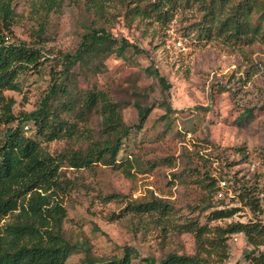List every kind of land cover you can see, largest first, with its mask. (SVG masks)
I'll return each instance as SVG.
<instances>
[{
    "label": "rangeland",
    "instance_id": "obj_1",
    "mask_svg": "<svg viewBox=\"0 0 264 264\" xmlns=\"http://www.w3.org/2000/svg\"><path fill=\"white\" fill-rule=\"evenodd\" d=\"M101 1L104 15L89 11L88 0H65L48 14L38 0H14L10 41L31 44L43 56L38 69L21 76L22 92H5L15 101L17 116L40 106L62 69V53H74L90 29L103 28L119 46H125L123 55L104 58L98 69L77 65L67 80H59L70 96L59 92L50 104L57 106L61 118L76 123L82 136L42 142L49 153L56 156L67 149H86L101 140L100 113L83 103L89 90L104 91L119 103L127 126L139 124V107L150 109L142 129L125 140L118 158L119 162L128 158L139 162L130 175L101 164L80 170L62 165V176L70 187L63 195L68 211L65 236L73 243L86 242L99 258L120 255L125 245L135 248L140 259H160L171 251L193 254L195 241L190 234L171 231L165 238L160 226L148 218L140 221L124 214L115 219L127 201L154 195L174 207V224L185 217L208 223L212 210H204L198 184L205 172L220 187L214 208L239 209L233 218L211 226L264 224V211L251 210L240 188L250 185L259 191L264 187V44L200 37L192 28L203 20V12L193 1L181 7L167 26L156 21L131 22L127 10L133 0ZM154 70L168 89L150 74ZM70 99L76 100L73 111L67 110ZM165 101L173 109L167 118ZM246 111L252 115L248 119ZM26 126L27 135L37 139L32 125ZM112 195L118 197L107 202ZM189 206L198 208L190 214ZM228 246L229 258L223 264H246L244 256L252 247L245 236L231 235ZM82 257L77 252L68 264H81Z\"/></svg>",
    "mask_w": 264,
    "mask_h": 264
},
{
    "label": "trees",
    "instance_id": "obj_2",
    "mask_svg": "<svg viewBox=\"0 0 264 264\" xmlns=\"http://www.w3.org/2000/svg\"><path fill=\"white\" fill-rule=\"evenodd\" d=\"M38 1L42 2L46 14L61 8L65 2ZM191 1L203 12V20L192 28L200 37L212 40L219 36L245 45L264 44V0H133L127 18L131 22L156 21L167 26L179 9ZM88 2L89 11L104 15L101 0ZM14 16V0H0V264H68L77 252L83 254L81 264H223L229 258L228 239L234 234L244 235L252 247L244 256L246 264H264V224L210 225L233 218L239 209L214 208V198L220 187L206 172L198 179V184L203 191L204 210H212L207 216L208 223L203 225L197 217H185L174 224V207L154 195L149 199L127 201L122 214L115 219L125 215L140 221L148 218L152 224L160 226L165 238L171 231L177 235L190 234L195 241L193 254L171 251L160 259H140L135 248L125 245L120 255L99 258L86 242H71L63 231L68 218L63 195L70 187L62 176V165L80 170L101 164L120 168L130 175L135 166L140 167L139 162L129 158L119 162L118 158L125 140L133 131L142 129L150 109L139 107V124L127 126L119 103L104 91L89 90L83 103L86 109H97L100 113L101 140L91 142L86 149H67L56 156L49 153L42 142L52 143L63 138L79 140L82 136L78 125L61 118L57 106L50 104L59 92L70 96L68 90L59 85V80H67L77 65L98 69L104 58L123 55L125 46H119L103 28L90 29L74 53H62V69L53 78L52 87L40 106L17 116L15 101L5 92H22L21 76L38 69L43 56L41 50L31 44L10 41L14 37ZM150 74L157 77L165 89L169 88L156 70ZM75 103V99H70L67 110L73 111ZM164 107L167 118L173 109L167 101ZM251 116L250 111L245 112L246 119ZM27 124L35 129L37 139L27 135ZM240 188L242 199L251 210L264 211V187L259 191L250 185ZM117 197L112 195L106 200L111 202ZM189 208L193 214L198 207Z\"/></svg>",
    "mask_w": 264,
    "mask_h": 264
},
{
    "label": "built area",
    "instance_id": "obj_3",
    "mask_svg": "<svg viewBox=\"0 0 264 264\" xmlns=\"http://www.w3.org/2000/svg\"><path fill=\"white\" fill-rule=\"evenodd\" d=\"M178 46H179V47H182V43H181V42H179V43H178ZM222 185L224 186V185H225V183L223 182V183H222Z\"/></svg>",
    "mask_w": 264,
    "mask_h": 264
}]
</instances>
